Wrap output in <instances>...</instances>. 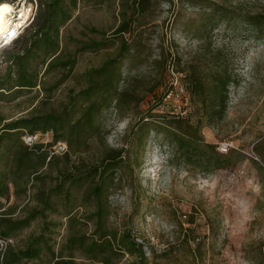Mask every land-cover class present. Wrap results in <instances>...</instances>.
<instances>
[{
    "label": "rangeland",
    "instance_id": "obj_1",
    "mask_svg": "<svg viewBox=\"0 0 264 264\" xmlns=\"http://www.w3.org/2000/svg\"><path fill=\"white\" fill-rule=\"evenodd\" d=\"M4 1L24 3L40 20L48 7L57 10L51 45L41 43L22 58L33 87L15 85L14 63L6 75L10 55L20 49L12 45L2 56L0 49V180L6 188L0 212L20 219L42 211L0 239L2 249L7 243L23 249L41 235L39 257L24 264H49L59 257L78 264H264V28L254 32L245 20L264 13V0ZM126 21L127 32L116 33ZM93 42L99 44L77 51ZM54 53L74 60L71 71L46 67ZM213 55H220L217 64L232 81L223 116L208 124L188 81L190 74H208ZM109 60L111 66L97 74ZM91 77L95 85L85 96ZM178 84L188 99L184 105ZM166 92L168 103L161 105ZM91 102L100 108L92 128L69 137L67 123L59 139L51 130L39 133L31 145L41 147L37 153L32 149L26 166L17 170L6 161L11 143L32 146L19 137L22 129L5 130V124L47 113L66 115L72 123ZM182 108L188 117H174ZM30 125L42 126L41 120ZM176 132L204 148L213 144L206 149L212 160L218 144L229 142L230 150L219 153L224 165L175 163L167 145ZM121 148L102 184L103 220L108 238L134 247L115 244L113 251L97 255L89 244L98 236L92 215L98 204L88 192L97 177L74 183L70 174L99 166ZM43 157L45 164L33 177L31 168ZM58 184L63 193L55 192Z\"/></svg>",
    "mask_w": 264,
    "mask_h": 264
},
{
    "label": "trees",
    "instance_id": "obj_2",
    "mask_svg": "<svg viewBox=\"0 0 264 264\" xmlns=\"http://www.w3.org/2000/svg\"><path fill=\"white\" fill-rule=\"evenodd\" d=\"M54 2H57V0H53ZM1 2V1H0ZM9 2V1H8ZM13 2V1H12ZM136 6L143 5L142 2L137 1ZM57 10V7L47 8V11L45 13V17L40 20L37 16L35 19V16L33 19L25 25L18 37L12 41L11 43L5 45L3 47V51L1 52L4 54V50L13 46H17L20 51L13 52L10 55V61L11 63L7 64V76H10L12 71V63H14L17 67V80H16V86L20 88H31L34 86V82L31 78V76L28 74V70L26 66L22 63V58L25 54H28L32 48L39 47L41 43H45L48 47L52 43V21L55 15V12ZM221 12V11H220ZM35 19V22H34ZM245 20L249 25L253 26L254 32H259L261 28H264V13H257V14H248V16L245 17ZM34 22V23H33ZM37 23V24H35ZM33 24V25H32ZM38 25V26H37ZM36 26V27H35ZM127 21L121 23L116 28V33H126L127 32ZM33 27V32H30L31 28ZM98 42L93 43H86L80 49H77V51L97 46ZM124 50H128V43L123 44ZM6 51V50H5ZM124 52V51H123ZM220 55H213L211 58V62L213 61V66L208 71V74H204L202 76H197L195 74H190L189 77V91L191 98L194 99L193 103L195 106H199L198 110L201 111V116L205 118L208 124L215 123L221 116H223L225 109H226V102L227 100V86L232 81L230 74L227 72V69L219 68V65L217 64V61L219 60ZM1 62V60H0ZM112 60H109L107 63H105V66L100 67L98 69V73H102L105 71L109 66L112 64ZM74 60L67 59V60H61V55L55 53L52 55L51 59L49 60L46 67L48 68H54L57 66L61 67H68V71H71L72 66L74 65ZM90 86L82 91V94L85 96L90 95L92 92L94 85H95V78H89ZM167 93V92H166ZM166 93L163 95V99L166 95ZM195 97H197L199 100H196ZM119 101L120 98H118ZM180 100L182 102V105L187 103V98L180 97ZM161 105H165L163 100L160 103ZM99 106L95 102H91L87 106H85L81 112V116L77 119L70 122V120L67 118L68 116H64L62 114H56V113H47L43 116H40L38 118H22L19 120L11 121L5 124L3 129L5 130H14V129H22V131L18 132L19 137L24 141V137L26 135H37L39 136V133L47 132L48 130H51L54 132L55 139H59L64 137L62 133L59 131L62 130L65 126V124L68 123V131L70 132L69 137H79L80 133L87 129L92 128L95 123L96 114L99 111ZM183 111V112H182ZM201 116L195 121L196 126L200 127L201 124ZM178 119H185L188 117L187 111L185 108H182L180 110V113L177 116H174ZM35 119L41 120L42 126H34L30 125ZM71 123V124H70ZM19 131V130H16ZM14 132V131H12ZM172 139L171 143H168L167 147L170 149L172 158L175 163H178L177 161L189 163L191 165H199L197 162L200 160L203 162L206 166L210 164H215L217 166L224 165L226 159L223 158L219 153H216V158L212 160V156L209 154V152L206 150L207 148L214 149L215 146L210 143H204L203 145L205 148L201 145L194 144L191 137L189 139H186L184 135H181L180 132L172 133ZM4 136L0 134V148L1 143L3 141ZM191 139V140H190ZM25 142V141H24ZM36 143V141L34 142ZM17 143H11L7 146V153H6V161L11 162L13 166H16V169L21 170L22 167L26 166L28 160L30 159L32 152L34 151L37 153L40 149V145L34 144L32 147L22 145V146H16ZM29 145V144H28ZM33 149V151H32ZM123 149L119 150H111V152L105 156V159L102 160L99 166H90L86 167L84 170H79L80 172L77 174H70V178L74 183H78L82 179H88L89 177H97L96 183L94 186L90 187L88 189L90 197H93L97 201V206L93 212V216L95 217V235H98L96 239H93V241L89 244L90 251L95 252L97 255L102 254L104 252L113 251V247L115 244H123V247L126 249H129L131 251L133 249L132 246L126 245L122 239L117 240L115 236L113 238H108V231L106 230V227L104 225V217L107 215V208L105 204L101 201L102 196V184L106 177L110 174V168H108L107 165L114 166L115 162L120 159L122 156ZM51 157L47 162H49ZM109 163V164H108ZM45 164V157L42 158L40 163L36 166H33L32 169V175L33 177L38 175V169L42 168ZM78 171V169H76ZM5 186L3 184V181L0 180V205H1V199L5 192ZM56 193H63L62 185L58 184L57 188H55ZM67 192L65 191L66 195ZM1 208V206H0ZM41 210H33L29 213L28 217L20 218V219H12L9 216H7L5 213L0 212V239L3 237L8 236L10 233H12L13 230L19 229L21 227L27 226L32 219H34L38 214H40ZM2 225V227H1ZM130 236L124 237V239H127ZM43 240V236L38 235L31 238V241L27 244V247H24L23 249H13L10 244H6L4 250L2 249V246L0 244V264H24L23 260H30L38 258L41 252L42 247L40 246L41 242ZM120 242V243H119ZM78 243L80 245L85 244L84 237H80L78 239ZM134 244V242H132ZM119 246V245H118ZM140 257V256H139ZM101 264L103 263V260H99ZM49 264H78L75 261L71 259H65L64 257H59L56 260H53Z\"/></svg>",
    "mask_w": 264,
    "mask_h": 264
},
{
    "label": "bare ground",
    "instance_id": "obj_3",
    "mask_svg": "<svg viewBox=\"0 0 264 264\" xmlns=\"http://www.w3.org/2000/svg\"><path fill=\"white\" fill-rule=\"evenodd\" d=\"M24 5L25 4L22 3L21 7L16 10L9 2L4 0L0 2V42L5 39V44H8L9 36H7V34L17 33L19 27L22 26L27 17H29V12L25 10ZM17 13L20 14L16 17Z\"/></svg>",
    "mask_w": 264,
    "mask_h": 264
},
{
    "label": "built area",
    "instance_id": "obj_4",
    "mask_svg": "<svg viewBox=\"0 0 264 264\" xmlns=\"http://www.w3.org/2000/svg\"><path fill=\"white\" fill-rule=\"evenodd\" d=\"M20 1V0H19ZM22 1V0H21ZM18 2V1H17ZM12 4V3H11ZM13 6H14V4H12ZM16 9H19L20 8V6H14ZM29 9V8H28ZM19 14L20 13H17L16 14V17L17 16H19ZM15 17V16H14ZM13 17V18H14ZM33 17H34V15H33V11H32V8H30V14H29V17H27V19L25 20V22L23 23V25L22 26H20L19 27V29H18V32L17 33H8L7 34V36H9L8 37V39H9V42H8V44L9 43H11L12 41H14L17 37H18V35L20 34V32H21V30H22V28L25 26V25H27L32 19H33ZM5 45H7V44H5V39H3L1 42H0V49L2 48V47H4ZM176 91H177V93L176 94H178L177 96H178V98L179 97H184V93H185V91H184V88H183V86L182 85H177L176 86ZM169 97H170V92L169 93H167L166 95H165V97H164V99H163V102L166 104V103H168V99H169ZM37 139H38V136L37 135H26L25 137H24V141L27 143V144H32V143H34L35 141H37ZM232 145L229 143V142H220L219 144H218V147H217V150L220 152V153H227L229 150H230V147H231Z\"/></svg>",
    "mask_w": 264,
    "mask_h": 264
}]
</instances>
